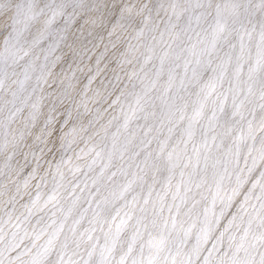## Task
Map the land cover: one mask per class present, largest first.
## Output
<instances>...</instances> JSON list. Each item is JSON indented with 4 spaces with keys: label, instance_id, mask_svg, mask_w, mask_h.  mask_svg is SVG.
Listing matches in <instances>:
<instances>
[{
    "label": "snow or ice",
    "instance_id": "1",
    "mask_svg": "<svg viewBox=\"0 0 264 264\" xmlns=\"http://www.w3.org/2000/svg\"><path fill=\"white\" fill-rule=\"evenodd\" d=\"M0 264H264V0H0Z\"/></svg>",
    "mask_w": 264,
    "mask_h": 264
}]
</instances>
